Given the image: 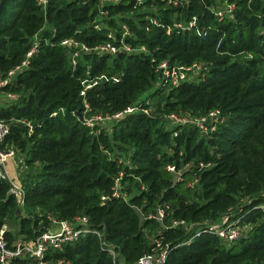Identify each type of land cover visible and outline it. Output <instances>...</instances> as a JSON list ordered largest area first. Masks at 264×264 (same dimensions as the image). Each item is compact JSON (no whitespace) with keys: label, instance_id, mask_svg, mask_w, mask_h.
Here are the masks:
<instances>
[{"label":"trees","instance_id":"obj_1","mask_svg":"<svg viewBox=\"0 0 264 264\" xmlns=\"http://www.w3.org/2000/svg\"><path fill=\"white\" fill-rule=\"evenodd\" d=\"M178 3L121 0L106 5L102 14L99 0H48L46 8L38 0H7L0 14V79L25 59L34 36L40 45L29 66L2 87L18 95L0 104V120L10 125L2 146L21 154L28 170L21 178L25 215L20 217L10 181L0 180V228L15 218L16 235L34 239L52 218L86 214L120 251L124 264L149 255L156 240L169 245L165 264H264V0ZM227 3L235 4L232 15L219 18L215 8ZM143 7L157 10L144 12ZM131 12L135 15H126ZM193 17L195 27L177 28ZM125 26L132 33L126 41L147 52L82 53L74 68L71 50L61 45L64 38H75L95 47L111 31L121 36ZM153 59L204 62V79L149 93L150 115L134 113L98 132L84 124L85 100L90 112L115 113L137 101L146 106L141 96L160 78ZM93 78L100 81L82 96V81ZM216 108L226 121L209 135L168 123L171 112L203 114ZM200 161L213 165L198 173L195 189L187 187L192 171L179 180L166 169L170 163L182 168ZM120 173L128 201L112 196ZM244 198L250 202L243 203ZM160 204L171 206L167 225L172 218L197 223L229 213L249 229L228 245L210 232L195 236L143 219ZM6 235L9 240L16 236ZM46 260L114 264L93 234L62 250L50 249Z\"/></svg>","mask_w":264,"mask_h":264},{"label":"built area","instance_id":"obj_2","mask_svg":"<svg viewBox=\"0 0 264 264\" xmlns=\"http://www.w3.org/2000/svg\"><path fill=\"white\" fill-rule=\"evenodd\" d=\"M121 0H99L100 8L102 14H106V11L103 10L106 5L119 3ZM142 2L143 0H138ZM174 5H178V0H167ZM48 0H38V3L46 8ZM223 8L220 10H214L215 14L219 18H223L226 15H232V12L235 9L234 3H227L222 5ZM152 21L157 22L155 19ZM197 18L193 17L188 24L184 22L178 23L176 26L181 30L192 29L196 25ZM96 28H100V24H96ZM123 33L121 36H117L114 32L109 33V38L105 42L95 46L90 47L87 44L80 42L75 38H64L61 41V45L68 47L71 50V64L75 68L77 65L78 57L82 53H98V54H118L120 52H147L144 46L135 48L129 42L126 41L127 36H132L128 27H123ZM171 31V27L168 28V32ZM40 45V39L38 36H34V40L31 48L27 52L25 59L17 66L12 68L6 78L0 79V94H3L8 100H14L18 98V95L12 92L3 91L2 87L10 84L15 80L17 75L26 69L29 64L32 56L38 51ZM156 71L159 72L160 78L155 85H159V88L162 87H175L184 81L195 80L201 81L204 79L206 70V64L204 62H194L191 65H180L172 64L168 59L156 60L153 59ZM199 72V75L196 79H193L190 74ZM89 75V72H88ZM103 77V76H102ZM101 77V78H102ZM117 81V79H115ZM100 81L97 78L86 79L82 81L83 89L81 95L85 97L86 91L92 88ZM158 88V89H159ZM146 100V101H145ZM146 106H143V102L137 101L132 105L127 106L125 109L120 110L115 113H102V112H90L91 107L85 100V112L82 115L81 119L84 124L94 131L98 132L101 129H105L104 124L106 122H112L113 124L124 119L128 115L142 112L144 114L150 115L151 108L150 100L144 99ZM64 112V109H61ZM58 112H54L52 116L57 115ZM168 121L172 125H190L197 128L202 135H209L215 132L220 125L226 121V116L220 108L211 109L210 111L203 114H194L190 111H179L171 112L167 115ZM10 132V125L5 120H0V180L8 179L11 183L10 193L14 194L18 200L19 209L22 211L25 206V191L21 182L17 179H12L9 177L7 166L9 165L8 160L11 158L14 162L16 161L17 151L15 149H10L8 151L3 149V143L6 136ZM178 131L174 132V136H178ZM128 164L129 160H125ZM16 163V162H15ZM213 164L212 162L200 161L198 164L195 163H186L182 168L174 163H170L166 166V169L169 172L175 174L177 179L183 180V172L190 170L194 173L192 179L187 181V187L195 189L199 181L198 173L204 169L209 168ZM122 177L123 173H120L114 180V185L112 187L114 197H123L128 201L129 196L126 193H123L122 190ZM108 197L102 196V200L106 201ZM264 209V204L260 205ZM171 209V206L168 204H160L156 208L155 212L143 215V219L155 220L157 223L161 224L164 228L170 227H182L186 230H190L191 225L197 226V229L194 231L195 236L200 235L202 232H210L213 235H216L226 244L230 245L248 230H245V227L248 226L242 223V218L233 217V214H224L221 218L215 221L210 222H197L191 223L185 219H171V225H167L166 217L168 211ZM11 232L7 228L6 223L0 228V264H51L46 260V255L50 249L62 250L63 247L71 242L79 240L81 237L93 234L99 237L101 241L102 248L112 256L114 264H124L120 251L107 241L104 237V233L92 226L90 218L86 214H77L71 219L67 220H57L52 218V224L46 230L40 232L34 239H26L22 235H16L13 239L9 240L7 233ZM156 246L153 248V251L146 255L145 257L140 258L134 264H165L168 253L169 245H162L158 240L155 241ZM185 243H188L186 241ZM58 262L57 264H61Z\"/></svg>","mask_w":264,"mask_h":264},{"label":"rangeland","instance_id":"obj_3","mask_svg":"<svg viewBox=\"0 0 264 264\" xmlns=\"http://www.w3.org/2000/svg\"><path fill=\"white\" fill-rule=\"evenodd\" d=\"M223 6L219 5L218 7L215 8V10H220L222 9ZM157 9L154 8V7H143V9L141 11H156ZM127 16H132V15H135L134 12H131V13H127L126 14ZM199 75V72H195L194 74H190V76L193 78V79H196ZM157 88H159V85H157L156 87L153 86L150 91H147L145 92L141 97L142 99H146L147 96H149V93L153 92L154 90H156ZM11 100H8L3 94H0V104H4V103H7ZM170 126H173L172 124H170V122H168ZM113 125L112 122H106L104 124V127L105 129H110L111 126ZM16 162V163H15ZM13 161L11 158L8 160V163L9 165L7 166V170H8V173H9V177H11L12 179H17L21 182V178L24 176V174L27 172L28 168L27 166L24 164V158L23 156L20 154L19 156L16 157V161ZM243 203H248L250 202L249 201V198H244L242 199ZM236 212L234 211V214ZM21 215H25V212L22 210V213ZM206 222H210V221H204L203 223H206ZM6 226L8 229H10V231L16 235L18 232H19V221H17L15 218L11 219V220H8L6 222ZM190 230H187L188 232H191V231H195L197 229V226L195 225H191ZM249 229V226H246L245 227V230ZM16 233V234H15ZM193 233V232H192Z\"/></svg>","mask_w":264,"mask_h":264},{"label":"water","instance_id":"obj_4","mask_svg":"<svg viewBox=\"0 0 264 264\" xmlns=\"http://www.w3.org/2000/svg\"><path fill=\"white\" fill-rule=\"evenodd\" d=\"M6 2H7V0H0V14H1ZM20 211H21L20 209H17V214L19 217L21 216Z\"/></svg>","mask_w":264,"mask_h":264},{"label":"crops","instance_id":"obj_5","mask_svg":"<svg viewBox=\"0 0 264 264\" xmlns=\"http://www.w3.org/2000/svg\"><path fill=\"white\" fill-rule=\"evenodd\" d=\"M8 103V102H7ZM5 104V103H4ZM20 213H22V211H20ZM16 234V233H15Z\"/></svg>","mask_w":264,"mask_h":264}]
</instances>
